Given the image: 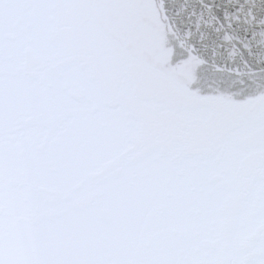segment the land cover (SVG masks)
<instances>
[{
  "label": "snow or ice",
  "instance_id": "snow-or-ice-1",
  "mask_svg": "<svg viewBox=\"0 0 264 264\" xmlns=\"http://www.w3.org/2000/svg\"><path fill=\"white\" fill-rule=\"evenodd\" d=\"M0 264H264V0H0Z\"/></svg>",
  "mask_w": 264,
  "mask_h": 264
}]
</instances>
